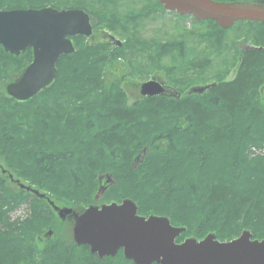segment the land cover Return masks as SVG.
<instances>
[{"label":"trees","instance_id":"obj_1","mask_svg":"<svg viewBox=\"0 0 264 264\" xmlns=\"http://www.w3.org/2000/svg\"><path fill=\"white\" fill-rule=\"evenodd\" d=\"M7 1L0 0V5ZM107 21L114 19L109 17ZM94 51L61 56L55 81L25 102L6 97L4 86L8 81L3 84L0 104L10 106V112L2 109L5 114L0 117V168L9 167L16 173L7 170L11 176L27 179L31 182L28 185L38 189L59 187L55 190H63L62 196L73 204L84 200L79 196L88 188L92 171H125L128 176L119 182L123 197L137 202L142 215L166 217L172 226L184 228L179 241L201 240L207 234L221 242L229 241L242 231H250L253 239H264V155L253 161L244 160L243 155L244 148L251 144L264 148L263 51L239 53L241 59L237 60L233 78L219 81L206 94L178 100L152 97L133 105H128L123 92L107 88L104 80L100 82V65L104 67L103 78L117 68L114 58L103 59ZM185 52L183 42H174L159 45L155 53L159 58L174 55L183 60L185 69L190 66H186ZM31 57L30 50L15 57L0 48V74L14 66L11 72L17 75ZM74 92L79 93L74 96L76 100L86 95L94 97L75 107V119L80 120L72 126L69 115L42 114L43 108H37L42 112L32 114L31 120L15 116L14 111L33 105L38 97ZM58 134L66 140L53 139ZM61 140L64 142L57 145ZM139 152L144 158L138 172H133L129 162ZM251 163L257 166L253 170L248 167ZM6 184L0 175V264L104 262L91 256L86 246H74L59 234L57 240H47L44 250L37 254L40 256L33 259L26 248L30 234L44 232V227L37 228L41 218L53 226L55 217L32 199L35 203L30 205L28 219L11 220L8 213L24 204L27 196ZM67 188L72 194L66 193ZM32 252H37L36 248ZM107 260L111 264H132L120 254Z\"/></svg>","mask_w":264,"mask_h":264},{"label":"water","instance_id":"obj_2","mask_svg":"<svg viewBox=\"0 0 264 264\" xmlns=\"http://www.w3.org/2000/svg\"><path fill=\"white\" fill-rule=\"evenodd\" d=\"M159 3L165 9L190 14L197 20H212L220 29H228L239 21L264 24V5L257 2L159 0ZM89 33L87 15L81 11L51 8L0 11V46L4 52L14 56L28 48L32 52L30 64L16 81L6 85L7 96L24 102L50 86L56 77L58 58L74 51L66 36ZM212 87L213 84L195 87L188 93L202 94ZM139 94L142 97L178 96L176 91L165 88L155 79L140 84ZM100 194L101 189L95 199ZM54 210L59 225L71 226L74 244L87 246L89 253L99 259L114 257L122 250L124 258L133 264H264V240H252L248 231L230 242H219L208 235L200 242L187 239L176 244L175 239L184 229L170 226L166 218L138 217L136 206L130 200L119 205H92L85 209L54 207Z\"/></svg>","mask_w":264,"mask_h":264},{"label":"rangeland","instance_id":"obj_3","mask_svg":"<svg viewBox=\"0 0 264 264\" xmlns=\"http://www.w3.org/2000/svg\"><path fill=\"white\" fill-rule=\"evenodd\" d=\"M228 1L230 0H221V2L225 3ZM87 2L88 3L84 4V6H88L90 11L95 15H101V17L106 19V16L103 14H107L109 12H116L117 14L116 19L118 20V27H116V29L111 32V34L122 43L123 47L119 48V50H112L108 48L104 50H95L94 53L100 54L103 59L109 58L111 60V58H114V63H119L120 66H117L118 71H112L111 73L108 72L105 74L104 78V67L100 65L99 79L100 82L104 80V85L107 88L112 87L117 91L123 92V96H125V99L128 101V105H131V99L129 101L127 96L129 97L130 95L137 94V85L135 84L148 81L152 77L158 78L159 80L163 81L165 85L173 88L177 92L179 91L181 93V98H184L188 94L187 92L193 87H202L210 84H217L219 81L221 82L230 80L233 78V75L236 71V64L239 57L238 50H229L234 46V43L237 41H243L250 45H261V43H256V41L253 39V36L254 33L262 30V27L259 28L258 26H252L247 23L236 24L230 30L226 31L225 34L222 35L223 40L218 42V30L214 27L213 23L203 22L197 24L189 20L183 21L175 17L164 16L161 13L157 14L156 12H159L158 10H150V8H155V5L158 6L156 0H87ZM258 2L262 3L264 0H258ZM35 3H38V1L35 0ZM61 3L65 4L63 2ZM47 4H52V1ZM139 6H141L144 10L141 11V13H143L142 17L136 18L135 10ZM14 7H24V5H17ZM147 11L154 13H147ZM174 42H183L185 44L186 52L184 58L187 62L186 66L190 64V66H187L185 69H182L183 60L176 59L174 55L167 57L164 56L163 58L156 56V47L162 44ZM79 52L86 53V50H80ZM262 53L264 55V51ZM13 67L10 66V68L5 73L0 74L2 78V81H0V88L3 87V84H5L7 81L11 80L9 78L16 77L15 73L11 72ZM172 67L173 71L171 72L170 69ZM126 74L127 77H125ZM78 94L79 93L74 92V94L70 95L62 94L54 97H38L37 101L33 105L19 108L14 111V113L15 116L18 117L17 119L28 118L31 120L32 114L42 112V109L37 108H43L45 112L43 111L42 114L61 113L64 116L69 115V118L73 119L71 123L72 126L73 122L77 120L75 118L78 117V112L75 107L81 105L82 103L90 102L94 97L92 96L91 98V96L86 95L82 100H76L74 96ZM189 97H191V95ZM9 107L10 106L7 104H0L1 119L4 117L3 114H5V112L2 114V109L4 111H8L9 113ZM79 120L80 119L77 121ZM61 138L66 140L64 136L59 134L53 136V139L59 140ZM251 138L254 140L255 135H253ZM61 142L64 141L61 140L57 145L61 144ZM70 144L71 142L66 144V146ZM252 145L253 144H251L250 147L246 146L244 148V160L253 161L255 157L257 158L264 155V148H259L260 146L258 148L252 147ZM137 155L138 158H144V154H142V152L136 153L135 157ZM134 158H131L129 162L130 169L133 172H138L139 164L134 162ZM248 167L250 170H253V168H256L257 166H254L251 163L248 165ZM3 168L6 170L9 169V167L4 165ZM120 172L121 173L117 174L106 169L92 171L88 178V181H90L88 188H86L81 196H79L84 199L81 204L85 205L87 200L92 202L98 190L97 177L104 173L113 174L117 183H115L116 185L108 188L97 200V203L109 204L110 202H118L120 198L124 196L123 190H121L122 186L119 182L128 176L125 171ZM12 173L14 175L16 174L14 172ZM13 178L17 179L16 177ZM18 178L22 184H31V182L27 179L20 177ZM55 184L58 186V183ZM7 188H10V186L7 185ZM56 188L57 187L54 185H47L40 189L42 192H45L48 195L61 200V202L64 201L65 203H73L72 200L62 196L65 195L63 190L59 189L60 191L58 193L57 190H55ZM10 189L14 188L12 187ZM65 191L69 195L72 194L69 192L71 190L68 188ZM139 202L140 201H138V203ZM34 203L35 202H33L32 199L25 197L24 204H21L19 207H14V209L8 213L10 219H19L20 222H24L26 219H28L25 217L30 212V205ZM37 206L39 207V205H36V207ZM43 211L41 210L42 213H44ZM38 227H44V230L49 229V220L46 218H41V220H39L37 223V228ZM58 231V234L62 238L66 237L67 235L68 237L70 236L69 225L62 226V229ZM262 234H264V232H262ZM40 235L35 236L33 231L32 234H30V244L26 246L28 250L27 254H31L33 259L35 256L38 258L40 255L37 254H40L41 251L44 250L42 246L43 244L39 243L37 240ZM54 237L56 238V236ZM50 240L55 239L51 238ZM66 241L68 240L65 239V242ZM52 243H55V241ZM33 247L36 248L37 252H32ZM53 249L58 248L53 247ZM102 264H111V262L105 260L102 262Z\"/></svg>","mask_w":264,"mask_h":264},{"label":"flooded vegetation","instance_id":"obj_4","mask_svg":"<svg viewBox=\"0 0 264 264\" xmlns=\"http://www.w3.org/2000/svg\"><path fill=\"white\" fill-rule=\"evenodd\" d=\"M38 3H35V0H8L5 5H0V11H12V10H40L43 8H52L58 11H81L88 18V24L90 26L89 35H80L77 34L75 36H66V38L70 41L72 49L76 50V53L80 50H104L106 48L112 50H119L122 46L117 42L118 40L111 34L116 27H118V20L116 12H109L107 14H103L106 16V19L101 17V15H95L90 11L88 6H84V4L88 3L87 0H37ZM52 1V4H47ZM54 2V4H53ZM61 2L65 3L62 4ZM155 8H150L151 11L158 10V13L163 14L167 17H175L180 20H189L191 22H196L195 19L190 15H178L175 12H167L163 9L162 6L159 5L158 1L156 2ZM24 5V7H14V6ZM93 5V4H91ZM105 8V7H104ZM144 9L139 6L136 8L135 17L141 18V11ZM146 11V9H145ZM151 11H147V13H154ZM109 17L114 19V22L108 23ZM225 32L218 31V42L223 40V36ZM253 39L256 43H261V45H250L247 42L237 41L234 43V46L229 50H264V31H258L254 33ZM255 43V42H254ZM119 64L116 63L114 67L117 68ZM120 66V65H119ZM117 70L118 69H114ZM137 97L136 94L127 96V99L131 101L133 98ZM133 104L135 102L133 101ZM140 215H142L140 213ZM144 216V215H142Z\"/></svg>","mask_w":264,"mask_h":264}]
</instances>
